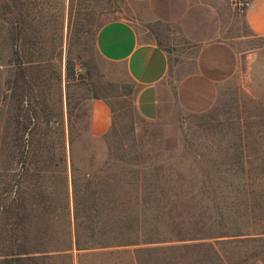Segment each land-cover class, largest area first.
<instances>
[{
  "label": "rangeland",
  "instance_id": "obj_1",
  "mask_svg": "<svg viewBox=\"0 0 264 264\" xmlns=\"http://www.w3.org/2000/svg\"><path fill=\"white\" fill-rule=\"evenodd\" d=\"M132 4L145 6L0 0V264H264V59L189 107L177 86L199 73V47L139 27L170 56L146 120L124 67L94 49ZM231 31L247 35L241 20ZM247 38L264 55V37ZM93 97L113 111L101 137Z\"/></svg>",
  "mask_w": 264,
  "mask_h": 264
},
{
  "label": "crops",
  "instance_id": "obj_2",
  "mask_svg": "<svg viewBox=\"0 0 264 264\" xmlns=\"http://www.w3.org/2000/svg\"><path fill=\"white\" fill-rule=\"evenodd\" d=\"M132 1H140L145 6L128 5L126 15L100 25L94 36V49L103 60L124 67L131 82L138 87L134 99L137 113L146 120L159 115L168 86L170 56L169 49L158 39H144L139 27L148 30L150 26L155 32L159 26L163 30L164 24L174 26L184 40L199 47V73L184 76L177 86L179 97L189 99L186 102L189 107L194 104L193 99L199 97H220L221 90L213 89V83L219 86L223 81L218 75L225 77V71L231 70L232 79L238 82L244 68L253 66L257 57L259 61L264 59L263 54L255 53L254 45L240 42L245 37H264V0H245L248 6L242 11L234 8L231 0ZM239 20L246 36L233 35L231 31ZM220 52L222 59L218 55ZM213 74L217 79L214 80ZM260 79L264 81V75ZM112 121L109 100L93 97L89 113L90 135H105Z\"/></svg>",
  "mask_w": 264,
  "mask_h": 264
},
{
  "label": "built area",
  "instance_id": "obj_3",
  "mask_svg": "<svg viewBox=\"0 0 264 264\" xmlns=\"http://www.w3.org/2000/svg\"><path fill=\"white\" fill-rule=\"evenodd\" d=\"M231 4L234 8L242 11L248 6V2L245 0H231Z\"/></svg>",
  "mask_w": 264,
  "mask_h": 264
},
{
  "label": "trees",
  "instance_id": "obj_4",
  "mask_svg": "<svg viewBox=\"0 0 264 264\" xmlns=\"http://www.w3.org/2000/svg\"><path fill=\"white\" fill-rule=\"evenodd\" d=\"M78 248H82V247H78Z\"/></svg>",
  "mask_w": 264,
  "mask_h": 264
}]
</instances>
